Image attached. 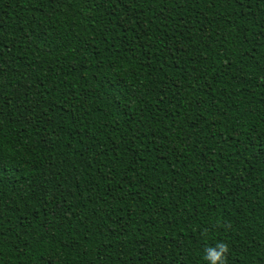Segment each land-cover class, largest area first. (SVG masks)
Instances as JSON below:
<instances>
[{
	"label": "trees",
	"instance_id": "1",
	"mask_svg": "<svg viewBox=\"0 0 264 264\" xmlns=\"http://www.w3.org/2000/svg\"><path fill=\"white\" fill-rule=\"evenodd\" d=\"M264 264V0H0V264Z\"/></svg>",
	"mask_w": 264,
	"mask_h": 264
},
{
	"label": "clouds",
	"instance_id": "2",
	"mask_svg": "<svg viewBox=\"0 0 264 264\" xmlns=\"http://www.w3.org/2000/svg\"><path fill=\"white\" fill-rule=\"evenodd\" d=\"M228 253L229 244L221 241L214 246L205 247L203 259L207 261V264H227Z\"/></svg>",
	"mask_w": 264,
	"mask_h": 264
}]
</instances>
